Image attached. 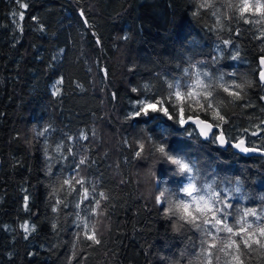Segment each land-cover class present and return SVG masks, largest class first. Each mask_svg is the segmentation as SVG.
Segmentation results:
<instances>
[{
    "label": "trees",
    "instance_id": "trees-1",
    "mask_svg": "<svg viewBox=\"0 0 264 264\" xmlns=\"http://www.w3.org/2000/svg\"><path fill=\"white\" fill-rule=\"evenodd\" d=\"M200 2L0 0V264H202L201 233L166 215L163 200L156 204L160 190L171 194L184 183L148 139L160 140L161 127L172 133L168 150L196 162L200 183L241 189L231 192L233 211L264 209V157L244 156L229 142L221 148L193 125L185 126L195 129L189 138L162 112L132 117L145 99V84L167 97L165 81H187L189 63L203 61L199 69L225 74L230 91L240 95L235 99L222 88L214 93L226 140L244 138L246 146L264 148V84L258 79L264 21L251 13L241 18L240 0H210L204 8ZM224 40L231 41L227 48ZM167 106L172 111L173 104ZM199 116L217 123L211 114ZM81 158L86 163L77 178L90 198L77 208L80 185L55 194L53 187L76 175L73 165ZM100 192L107 198L92 214ZM77 213L95 224L99 244L85 238ZM25 222L35 230L25 233ZM215 256L220 259L213 264H225L223 253ZM246 264H264V256L253 251Z\"/></svg>",
    "mask_w": 264,
    "mask_h": 264
},
{
    "label": "snow or ice",
    "instance_id": "snow-or-ice-1",
    "mask_svg": "<svg viewBox=\"0 0 264 264\" xmlns=\"http://www.w3.org/2000/svg\"><path fill=\"white\" fill-rule=\"evenodd\" d=\"M210 6V0H201L199 4L201 8ZM21 7H27V5L21 4ZM228 7L231 8L233 5L229 4ZM237 7L241 18L244 17L245 13H251L252 15H259L260 21H264V0H240ZM20 19H23V14H21ZM260 21H256V23ZM230 44V40L223 41L225 48ZM219 58V55L214 56L213 62H218ZM238 58L239 51L237 50L231 56V59L237 60ZM201 63L204 62L189 63V68L192 71L189 72L188 68L184 70V77L188 78L187 81L183 78L173 81L166 80L167 97H164L159 92L153 93V86L145 84V99L137 102L132 117H148L152 113L162 112L168 120H172L184 128V132L189 138L194 135L195 129L189 131L185 126L194 124L199 129V136L206 141L219 143L221 146L230 142L231 138L226 140L224 131L221 130L218 133L215 131L226 121L218 110L222 105L216 100L214 93H216L217 88H222L224 92L235 99H240V95L236 91H230L224 80L225 74L210 76L208 71L199 69V64ZM260 65L262 69L260 71V81L264 83V57L260 59ZM226 75L231 76L234 73H227ZM61 82L58 80L57 84ZM233 84L236 89L243 87L242 84L235 83V81H233ZM132 91L136 92L137 88H133ZM149 93L153 94L149 95ZM52 95H58V89L53 91ZM169 104H173L172 111L167 106ZM200 112L211 114L212 120L217 121V123L214 124L207 119H201L199 116ZM47 131L48 129L45 128L43 131L37 132V135L44 136ZM258 131L252 132L251 135L256 136ZM169 135H172L169 129L161 127L160 140H154L152 137L148 139L152 140V147L159 153V157L175 166L173 176H178L184 183L171 194H169L167 188L160 190L159 195L155 198L156 204L160 205L163 200L167 204V208L164 210L166 215L177 217L179 221H184L185 224L190 225L201 233L204 239L201 240V249L197 258L202 260V264H213L214 257L216 260L220 259L219 256H215V252L218 251L223 253L226 258L225 264H246V257L253 251H259L264 256V209L259 212L255 208H243L233 211V205L230 203L231 192L239 193L241 189L235 187L231 192L228 190L218 191L212 183H200L199 169L196 166V162L168 150L167 137ZM68 139L72 140L73 138L69 137ZM80 139L86 140L87 136L81 133ZM245 143V139L240 138L238 142L232 143V147L246 154L255 152L264 154V148L245 146ZM261 143L264 144V141ZM62 147L63 144L58 145L55 151L60 153ZM139 147L140 151L136 152L137 157H141L145 144L141 142ZM69 153L72 154L71 149H69ZM85 163L86 158H81L78 163H74L73 167L76 175L58 180L60 188L53 187V193L55 194L61 191L65 185L69 187L70 191H79L74 186L80 185L81 189H83V195L81 201L75 205L77 208H80L81 204L90 198L88 189L84 187L85 181L77 178L80 166ZM239 183L237 181V185ZM99 197L100 199L95 201V207L91 209L92 214H96V209L100 207L101 200L107 198L104 192H100ZM28 200L29 197L25 195L26 211L28 210ZM61 203L64 202L57 200V205ZM65 206L67 205L65 204ZM52 211L56 212L57 207H53ZM77 217L79 219L78 227L82 225L85 238L95 244H99L100 241L94 233L95 224H89L86 220L80 219L79 213H77ZM230 217L233 220L232 223L229 222ZM250 217L253 219H249ZM21 227L25 233L35 230L34 226L29 227L28 222H25ZM55 227L56 225L53 224V228ZM174 227L176 226L174 225Z\"/></svg>",
    "mask_w": 264,
    "mask_h": 264
},
{
    "label": "water",
    "instance_id": "water-1",
    "mask_svg": "<svg viewBox=\"0 0 264 264\" xmlns=\"http://www.w3.org/2000/svg\"><path fill=\"white\" fill-rule=\"evenodd\" d=\"M262 69H261V65H260V71H261ZM260 71H259V73H258V79H259V81H260ZM260 83H261V81H260ZM261 84H264V83H261ZM194 127H195V129H196V131L198 132V134H199V129L197 128V126L196 125H194V124H192ZM218 132L219 131H221L220 129H218L217 130ZM217 132V133H218ZM201 138H203V137H201ZM204 139V138H203ZM235 142H238V140L237 141H235ZM235 142H229V144H230V146L232 147V143H235ZM221 148H225L226 147V145H227V143H225V145H223V146H221L219 143H217ZM245 146H246V144H245ZM232 149L234 150V151H236L237 153H240V154H242V155H244V156H262V157H264V154H261L260 152H255V153H243V152H241L239 149H236V148H234V147H232ZM0 163H1V158H0Z\"/></svg>",
    "mask_w": 264,
    "mask_h": 264
}]
</instances>
